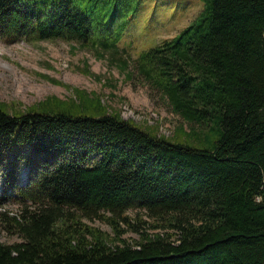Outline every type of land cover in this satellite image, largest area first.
Masks as SVG:
<instances>
[{"label":"trees","instance_id":"1","mask_svg":"<svg viewBox=\"0 0 264 264\" xmlns=\"http://www.w3.org/2000/svg\"><path fill=\"white\" fill-rule=\"evenodd\" d=\"M141 1L0 0V41L114 50ZM201 2L134 62L188 126L172 139L79 89L24 109L0 103V205L23 207L1 214L22 241L0 243V264H264V0Z\"/></svg>","mask_w":264,"mask_h":264},{"label":"rangeland","instance_id":"2","mask_svg":"<svg viewBox=\"0 0 264 264\" xmlns=\"http://www.w3.org/2000/svg\"><path fill=\"white\" fill-rule=\"evenodd\" d=\"M202 9L201 0H142L136 14L129 10L130 27L114 50L81 49L73 41L59 39L12 44L0 41V103H14L24 109L49 96L70 99L73 89H79L98 95L109 113H119L120 118L140 127L153 126L152 132L172 139L180 127L188 129V126L171 112L164 97L137 78L134 62L141 51L174 37ZM86 66L89 73L84 70ZM3 173L0 169V195L7 180ZM27 176L28 168L21 166L16 172V184H24ZM22 208L13 199H6L0 205V243L10 245L22 241L1 216L2 213L16 216ZM137 213L143 214V211H127L131 218ZM142 220L149 222L145 215ZM86 222L114 236L107 223ZM141 226L140 231L148 234L160 232L152 230L150 225ZM140 233L127 231L122 238L138 239Z\"/></svg>","mask_w":264,"mask_h":264},{"label":"clouds","instance_id":"3","mask_svg":"<svg viewBox=\"0 0 264 264\" xmlns=\"http://www.w3.org/2000/svg\"><path fill=\"white\" fill-rule=\"evenodd\" d=\"M256 200H257V202H259L260 201V197H256Z\"/></svg>","mask_w":264,"mask_h":264}]
</instances>
